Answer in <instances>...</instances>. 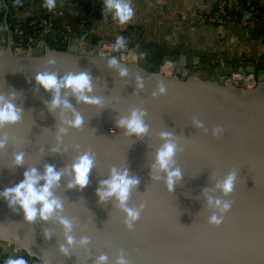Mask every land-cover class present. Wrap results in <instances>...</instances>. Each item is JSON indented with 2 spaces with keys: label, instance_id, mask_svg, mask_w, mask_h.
I'll return each mask as SVG.
<instances>
[{
  "label": "water",
  "instance_id": "water-1",
  "mask_svg": "<svg viewBox=\"0 0 264 264\" xmlns=\"http://www.w3.org/2000/svg\"><path fill=\"white\" fill-rule=\"evenodd\" d=\"M129 50L128 45L121 49ZM113 56L120 67L109 66ZM113 56L81 53L72 47L48 49L36 56H17L11 47L0 49V94L15 92V102L23 110L16 125L0 129V136L9 137L8 146L0 151V192L21 182L28 168L43 174L45 165L63 169L85 151L96 157L83 190L67 188V172L56 189L64 201V215L73 220L72 234L77 241L87 236L91 241L87 247L77 244L70 255L62 254L64 233L57 219L27 222L22 210L13 211L2 198L0 241L47 264H94L101 254L114 262L121 251L129 264H264V81L248 89L225 84L223 78L214 82L184 75L186 55L180 57L172 76ZM176 59L164 56L163 62ZM120 68L127 69L123 77ZM43 71L60 76L89 72L91 95L103 98V108L77 103L69 96L84 125L58 137L57 128L66 127L61 120L72 114L61 117L59 110L49 111L51 94L35 81ZM161 84L166 94H159ZM133 109L147 112L150 131L142 140L126 136L116 125ZM194 122L203 127H195ZM218 125L225 133L215 138L212 130ZM162 131L172 132L183 149L176 157L183 179L172 193L163 180L152 179ZM20 151L25 153L24 166L16 167L14 155ZM114 166L127 167L140 181L129 206L144 202L146 207L134 231L125 228L124 215L111 201L100 203L96 195L100 181ZM233 169L238 170L235 189L225 198L233 202L232 208L220 226H212L203 189H208V196H219L214 185Z\"/></svg>",
  "mask_w": 264,
  "mask_h": 264
},
{
  "label": "clouds",
  "instance_id": "clouds-1",
  "mask_svg": "<svg viewBox=\"0 0 264 264\" xmlns=\"http://www.w3.org/2000/svg\"><path fill=\"white\" fill-rule=\"evenodd\" d=\"M46 9L52 11L56 7V0H45ZM104 10L112 14V18L120 25L131 22L135 15L131 0H103ZM127 40L123 36H118L115 41V50L125 48ZM48 63H54L49 60ZM110 67H120V61L116 57H111L108 61ZM127 74L126 68H120V75ZM92 76L87 71L69 72L63 76L55 72L43 71L35 76L36 85L45 92L51 94V101L47 104L50 112L60 111L61 117L65 113H71L70 119H62L61 123L66 127L57 128V136L66 135L69 129H80L84 125L82 115L69 102V96L75 98L77 103L88 106L103 108L104 100L99 96L91 95L93 91ZM142 87V84L138 85ZM159 94H166V89L161 84L158 89ZM153 95H157L154 93ZM15 92L9 95L0 94V129L6 126L16 125L22 119V108L15 102ZM147 112L143 109H133L127 116H122L116 120L119 129L124 130V134L130 138L135 137L142 140L150 131L146 123ZM195 127L201 128V122H194ZM225 128L216 126L212 130L215 138L224 135ZM161 144L155 151L154 161L151 165L152 179L163 180L167 190L173 192L183 179L181 169L176 164V157L183 149L177 143L174 134L170 131H162L160 134ZM9 143L7 135L0 136V151L4 150ZM25 153L20 151L14 155L16 167L24 166ZM96 157L90 151H85L78 155L71 165L56 170L54 165H45L43 174L37 168H28L23 173V180L17 185L6 188L0 192V198L4 199L13 211L22 210L24 219L27 222H49L57 219L64 233V243L59 246L62 254L70 255V249L77 244L87 247L91 241L87 236H82L78 241L73 233V220L64 215V201L56 195V189L60 187L61 179L67 172L70 175L67 188L83 190L89 184V176L95 168ZM238 170L233 169L214 187L219 192V196H208V189H203L202 194L206 197V205L211 214L208 223L212 226H220L225 216L231 210L233 202L225 199L232 195ZM107 179L101 180L96 190V195L100 203L112 202L124 215V226L128 231H134V226L139 221L144 212L146 204L141 202L139 206H129L133 192H136L140 183L139 179L130 174L127 167H112ZM41 181L43 184L41 186ZM47 239H51V233L46 232ZM4 264H28L22 257H8ZM94 264H129L123 251L115 258L114 262L109 261L107 255L101 254L96 257Z\"/></svg>",
  "mask_w": 264,
  "mask_h": 264
},
{
  "label": "crops",
  "instance_id": "crops-1",
  "mask_svg": "<svg viewBox=\"0 0 264 264\" xmlns=\"http://www.w3.org/2000/svg\"><path fill=\"white\" fill-rule=\"evenodd\" d=\"M93 1L98 12L85 21L84 11L68 6L69 0H56V8L65 12L58 31L66 36L50 40L49 49L72 47L81 53H93L97 52L101 40H116L128 28L137 27L143 42L137 62L150 71L160 70L164 56H176L179 62L186 55L184 73L220 82L243 59L256 62L254 73L258 81H264V67L259 65L264 58L262 31L243 20L225 25L208 23L205 18L213 12L217 0H131L135 15L126 25H120L104 10L103 0ZM44 2L20 0L19 14L30 15L43 8ZM104 13L108 19H104ZM216 56L227 58V70L214 62ZM166 66L167 74L173 71L171 65Z\"/></svg>",
  "mask_w": 264,
  "mask_h": 264
},
{
  "label": "built area",
  "instance_id": "built-area-1",
  "mask_svg": "<svg viewBox=\"0 0 264 264\" xmlns=\"http://www.w3.org/2000/svg\"><path fill=\"white\" fill-rule=\"evenodd\" d=\"M20 0H0V49L12 48V51L17 56H36L42 54L49 49V41L56 37H64L66 34L58 31V24L60 19L65 15L61 8H54L49 11L45 7L38 11L22 16L19 14L18 2ZM249 8H245L241 0H217L213 12L205 18V20L214 25H225L231 21L230 8L237 9L243 14L242 20L245 24L254 28H259L262 31L264 38V11L256 10L254 6L247 2ZM68 6L84 11L85 21L88 18L97 14V7L93 0H69ZM104 19H108L107 14H103ZM127 35L136 37L140 35V30L137 27L128 28ZM115 39L104 41L98 47L97 53L101 55H119L120 58L126 62H137L138 48L131 46L126 53L115 50ZM214 62L227 70L228 60L223 56H216ZM238 66L226 72L223 75L225 84H232L238 87L248 89L254 88L258 79L254 72L248 68H255L256 62L250 60H239ZM167 64L172 66L173 71L167 74ZM178 61H165L160 66V70L166 76L175 74ZM259 65L264 67V58L260 60ZM242 67L243 70H239ZM184 70V69H183ZM184 73V72H183ZM187 75V73H185ZM8 245H13L9 244ZM0 250V264L8 257H24L28 264H47L43 260L36 258L14 245L13 249L5 248L3 252Z\"/></svg>",
  "mask_w": 264,
  "mask_h": 264
},
{
  "label": "trees",
  "instance_id": "trees-1",
  "mask_svg": "<svg viewBox=\"0 0 264 264\" xmlns=\"http://www.w3.org/2000/svg\"><path fill=\"white\" fill-rule=\"evenodd\" d=\"M250 1V5L254 6V8L256 10H259L260 12L264 11V5L262 3V0H241V3L243 4V6L247 9L249 8L247 2ZM229 12L231 13V21L234 20H242L243 14L241 12H239L237 9L234 8H230ZM228 22V23H230ZM227 23V24H228ZM126 40H127V44L131 45V46H136L138 48V50L142 47V38L141 35L133 37L130 35H127L126 32H124L123 35Z\"/></svg>",
  "mask_w": 264,
  "mask_h": 264
},
{
  "label": "rangeland",
  "instance_id": "rangeland-1",
  "mask_svg": "<svg viewBox=\"0 0 264 264\" xmlns=\"http://www.w3.org/2000/svg\"><path fill=\"white\" fill-rule=\"evenodd\" d=\"M21 13L24 14V11L21 10ZM5 248L13 249L14 245H8L7 242L0 241V250H2L1 252H3V250H5Z\"/></svg>",
  "mask_w": 264,
  "mask_h": 264
},
{
  "label": "flooded vegetation",
  "instance_id": "flooded-vegetation-1",
  "mask_svg": "<svg viewBox=\"0 0 264 264\" xmlns=\"http://www.w3.org/2000/svg\"><path fill=\"white\" fill-rule=\"evenodd\" d=\"M184 75H186L185 73H183ZM188 75V74H187Z\"/></svg>",
  "mask_w": 264,
  "mask_h": 264
}]
</instances>
